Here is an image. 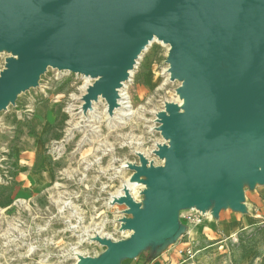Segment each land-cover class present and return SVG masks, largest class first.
Masks as SVG:
<instances>
[{"label": "water", "instance_id": "obj_1", "mask_svg": "<svg viewBox=\"0 0 264 264\" xmlns=\"http://www.w3.org/2000/svg\"><path fill=\"white\" fill-rule=\"evenodd\" d=\"M153 37L170 46L172 78L187 100L184 112L170 109L159 126L175 150L155 151L163 166L142 158L132 167L151 190L145 207L120 201L131 236L102 240V254L81 262L135 259L153 228L176 223L178 208H207L212 197L219 210L222 194L240 207L237 171L251 184L262 181L264 0H0V48L17 54L0 72V110L52 66L92 77L84 106L102 95L111 112L114 89Z\"/></svg>", "mask_w": 264, "mask_h": 264}, {"label": "rangeland", "instance_id": "obj_2", "mask_svg": "<svg viewBox=\"0 0 264 264\" xmlns=\"http://www.w3.org/2000/svg\"><path fill=\"white\" fill-rule=\"evenodd\" d=\"M169 53L168 44L149 41L117 88L130 98L114 101L111 112L102 96L84 108L92 77L52 66L0 110V264H88L80 257L100 256L106 247L99 241L129 239L123 219L131 215L120 201H148L132 167L142 158L164 165L155 153L170 148L161 117L166 107L181 111L186 103L181 80L171 78ZM11 57L1 48L0 72ZM236 178L240 207L222 194L216 214L212 197L204 209L178 208L177 224L153 228L135 260L264 264V182L251 184L244 171Z\"/></svg>", "mask_w": 264, "mask_h": 264}, {"label": "bare ground", "instance_id": "obj_3", "mask_svg": "<svg viewBox=\"0 0 264 264\" xmlns=\"http://www.w3.org/2000/svg\"><path fill=\"white\" fill-rule=\"evenodd\" d=\"M154 38V37H153ZM149 43V42H148ZM146 47V46H145ZM144 47V48H145ZM1 48H5V49H7V50H9L10 51V49L9 48H6V47H1ZM1 48H0V50H1ZM15 56L17 57V54H15ZM16 57H11V58H16ZM11 58H8V59H11ZM48 67V66H47ZM132 70V69H131ZM129 72V71H128ZM172 72V71H171ZM172 74H173V72H172ZM127 78H128V75H127ZM126 78V79H127ZM171 78H172V75H171ZM98 79V78H97ZM96 79V80H97ZM125 79V80H126ZM172 79H176V78H172ZM124 81V80H123ZM122 82V81H121ZM120 82V83H121ZM182 82V81H181ZM119 83V86L118 87H120L121 86V84ZM94 84V83H93ZM92 84V85H93ZM91 85V86H92ZM90 86V87H91ZM124 85H122L121 87H123ZM89 87V88H90ZM118 87H116L115 89H114V92H115V95H114V97H113V101H118L119 99H126V98H124V95H126L127 94V96L130 98V95L128 94V93H123V89L122 88H120V90L118 89L117 90V88ZM183 86H181V88H182ZM88 88V89H89ZM88 92V91H87ZM98 96H102V95H98ZM127 97V98H128ZM184 98V97H183ZM182 98V100H185V99H183ZM132 101V100H131ZM115 103V102H114ZM186 103H187V100H186ZM186 103H185V105H186ZM121 104H123V103H121ZM185 105H184V107H185ZM84 106V105H83ZM85 107H87V106H84V108ZM184 107H183V109L181 110V111H179V110H177L174 106H170V107H166L167 108V111H168V114H164L161 118H162V122H161V125L160 126H162V125H165V124H163V122H164V117H167V116H169V113H170V109H175V110H177L178 112H184ZM113 108H114V106H113ZM112 108V109H113ZM126 115V114H125ZM171 140V138H169V141ZM167 146V145H166ZM166 146H163V147H165V149H167V150H175V148H173V147H171L170 145H169V147L170 148H167ZM162 148V147H161ZM258 150H259V147L258 146H256V153L258 152ZM161 158H163L164 160H165V158L164 157H161ZM144 159V158H143ZM140 165H141V163H140ZM140 165H138V167L140 166ZM257 170H258V172H259V174H260V176L261 177H263V179H262V181H258V180H255L253 183H255V182H260V183H263L264 182V160H258V166H257ZM138 178H140V177H138ZM135 183V182H134ZM133 183V184H134ZM132 184V185H133ZM143 184L147 187V189L145 190V192L144 193H146L147 191H150L151 190V188H149L145 183H144V180H143ZM141 185V184H140ZM136 187V186H135ZM134 188V187H133ZM133 190V189H132ZM136 190V189H135ZM136 195V194H135ZM126 198H131L129 195H127L126 197L124 196V198L121 200V201H123L124 199H126ZM132 199V198H131ZM240 199H241V187H240V189H239V197H238V199H237V201H236V203L237 204H239V201H240ZM132 200H134V199H132ZM135 202H137V201H135ZM193 207H196V205H192ZM190 207H191V205H190ZM206 207V206H205ZM205 207H203V209L205 208ZM220 209V208H219ZM214 210V212L216 213L217 211H218V209H213ZM127 229V228H126ZM129 230H132V232H133V229H129ZM126 231V230H125ZM130 232V231H129ZM132 234V233H131ZM131 236V235H130ZM99 241V240H98ZM100 243H101V241H99Z\"/></svg>", "mask_w": 264, "mask_h": 264}, {"label": "crops", "instance_id": "obj_4", "mask_svg": "<svg viewBox=\"0 0 264 264\" xmlns=\"http://www.w3.org/2000/svg\"><path fill=\"white\" fill-rule=\"evenodd\" d=\"M128 261L123 264H140V261H136L135 259H127Z\"/></svg>", "mask_w": 264, "mask_h": 264}]
</instances>
